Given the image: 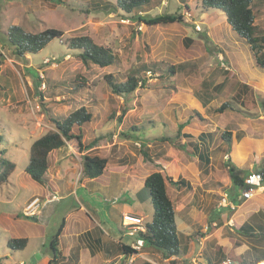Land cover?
<instances>
[{"label": "rangeland", "instance_id": "obj_1", "mask_svg": "<svg viewBox=\"0 0 264 264\" xmlns=\"http://www.w3.org/2000/svg\"><path fill=\"white\" fill-rule=\"evenodd\" d=\"M115 6L116 0H0V135L4 157L14 165L7 175L0 169L1 264H44L63 214L78 208V202H90L100 223L116 234L124 205L131 211L138 205L139 214L150 222L153 211L148 194L147 199H138L131 193L146 194L143 179L156 170L189 183L181 189L167 186L178 230L183 231L181 219L189 210L194 230L189 239H200L202 230L203 234L215 232L217 238L222 234L224 242L213 241L203 254L209 264H214L217 247L225 250L222 259L257 264L264 259V231L258 239L262 248L252 250V233L245 235L235 219L230 220L234 211L222 217L216 209L222 193L230 197L240 190L233 187V175L243 178L251 169L264 172V67L256 64L252 51L224 15L216 9L204 10L201 0H150L131 14ZM252 10L254 24L264 35V0H253ZM161 14H180L182 21L146 25L135 18ZM13 25L32 33L56 28L63 36L37 54L18 56L6 38ZM81 35L109 47L114 63L83 64L78 51L65 43ZM130 72L144 78V85L130 94H114L105 75L120 82ZM226 102L230 106L218 112ZM80 107L92 114L83 138L87 146L79 150L74 139L66 141L72 155L68 161L77 163V152L86 151L94 141L88 152L107 158V166L88 186L92 188L77 183L71 194L62 193L64 198H58L61 203L53 209V202L47 204V170L44 189L24 172V166L31 143L55 129L51 117L64 118ZM180 125L181 132L207 134V162L197 158L190 144L179 149L161 140L174 136ZM223 133L230 134L229 141L222 138ZM34 197L42 207L27 216L23 209ZM237 200L244 201L238 196ZM246 201L251 206L263 203L264 190ZM237 210L241 213L245 206ZM19 236L28 238L24 249L6 246L9 237ZM122 240L127 243L131 238L122 235ZM240 246L245 249L236 254ZM146 252L156 264H187L183 254L165 259ZM36 254L39 258L32 262ZM138 261L145 262L144 258Z\"/></svg>", "mask_w": 264, "mask_h": 264}, {"label": "trees", "instance_id": "obj_2", "mask_svg": "<svg viewBox=\"0 0 264 264\" xmlns=\"http://www.w3.org/2000/svg\"><path fill=\"white\" fill-rule=\"evenodd\" d=\"M150 0H116V8L124 13L131 14L134 10L144 8ZM253 0H201L204 10H219L225 17L230 28L243 38L249 49L252 51L255 62L258 66L264 67V35L260 28L254 24V13L252 10ZM136 20L146 25H167L174 22H181L180 14H161L156 16L144 17L136 15ZM63 32L56 28H45L39 32H26L18 25L9 27L6 38L12 51L18 55L37 54L44 49L53 39H61ZM66 47L78 51V57L83 64L93 63L100 67L111 65L115 61V55L109 47L95 44L87 35L73 36L66 39ZM64 43V45H65ZM106 82L111 91L116 95H126L132 93L139 86L145 83L144 78H138L135 72H130L124 81L117 82L111 74L105 75ZM230 105L226 102L218 107V112ZM55 129L46 132L36 138L30 145L29 160L24 166V172L34 181L44 184V175L48 168V154L55 149L65 145L66 141L74 139L78 149L81 150L87 145L83 138L88 132L92 121V114L84 107H80L64 118L51 117ZM121 120V119H120ZM182 125L179 126L174 136H163L162 141L169 142L179 149H185L186 144H190L192 152L196 154L201 162H207L208 156L201 152L206 147V133L181 132ZM222 138L229 141L230 134L223 133ZM190 139L188 141H182ZM196 137L197 141H192ZM179 139V140H177ZM97 140V139H95ZM94 141L88 143V148L93 146ZM2 146L0 135V169L3 175H7L13 168V163L9 161ZM204 155V156H203ZM143 156L146 157L145 152ZM205 157V159H204ZM107 166V158L99 155H83L82 172L87 178H98L103 174ZM233 187L242 188L243 178L238 175L232 176ZM172 185L176 189L188 187L189 183L184 178L174 179L164 173V171H152L144 179L143 187L146 189L152 206V217L150 222H145L146 231L142 234L144 239L143 250H151L160 253L163 257H180L186 253L185 242L189 235L181 233L177 229L175 221V209L169 196L167 186ZM239 190V191H240ZM235 191L229 199L237 204L238 192ZM238 193V194H237ZM35 224V222H33ZM242 227L248 225H241ZM63 224L56 230L49 242V250L52 259L48 264H56V258L60 256L58 248L59 236L62 232ZM28 238L26 236L9 237L6 246L11 250H22L26 247ZM120 251L125 255L133 252L129 245L122 244ZM142 251V250H141ZM1 264V258H0Z\"/></svg>", "mask_w": 264, "mask_h": 264}, {"label": "crops", "instance_id": "obj_3", "mask_svg": "<svg viewBox=\"0 0 264 264\" xmlns=\"http://www.w3.org/2000/svg\"><path fill=\"white\" fill-rule=\"evenodd\" d=\"M67 143H65L66 145ZM63 145L62 147L52 150L48 154V168H47V197L55 196L56 198L48 203L53 202L54 207L53 209L61 203L59 199H63L65 195L62 193L65 192L67 195L73 192L74 186L79 183L84 189L92 188L90 186L91 182H94L97 178H87L84 176L83 172L77 173V169L82 171V157L83 155H97V154H90L88 151L92 150L94 146L89 147L86 151H82L81 153L77 152V158L79 161L77 163L71 164L68 161V157H72L69 152L66 150V146ZM202 153L208 156V149L205 147L201 150ZM74 154V153H73ZM204 156V155H203ZM65 159V160H64ZM67 159V160H66ZM205 159V157H204ZM64 160V161H63ZM252 170V169H251ZM248 173V172H247ZM246 173V174H247ZM81 175L80 178L77 180V176ZM46 175V172H45ZM146 177V176H145ZM144 177V179H145ZM182 178V177H180ZM143 179V182H144ZM177 179V178H176ZM84 182V183H83ZM143 185V183H142ZM43 188L45 186L42 184ZM147 192V191H146ZM262 192L258 193L257 196H260ZM61 194V195H58ZM147 194H141L139 191H133L131 193L132 197L135 198H143L147 199ZM256 196V195H255ZM149 198V196H148ZM240 200V199H239ZM46 202V199L45 201ZM78 208L72 207L68 208L62 216L60 224H63L62 232L59 236V243L58 248L60 250V256L56 258V264H156L155 262L151 261L147 255V252L142 249L141 252L132 253V261H128L131 255L125 256L120 251V246L122 244H129V242H123L121 232L120 223L117 225V229L119 234H116L113 230L107 228L104 224L102 225L100 220L95 215L93 205L85 201L84 204L78 202ZM247 201H238L237 200V209L243 208L245 206V211L241 213L236 209L230 215V220L232 218L235 219L236 223L239 225V229H241L244 234L251 232L254 238V242L250 243L251 249H260L262 248L261 242H259V237H262L260 231H264V219L262 216L264 215V211L262 207H264V202L260 203L259 205H247ZM247 205V206H246ZM216 211L222 217H228L229 210L227 208H218ZM83 212V213H82ZM135 213L139 214L138 205H134L133 211L127 205L122 207V213ZM192 214L191 212L185 211L183 213V219H181V227L182 232L185 235H190L194 230L191 228L190 224L192 221ZM258 219V220H257ZM38 221V217H36ZM233 220V219H232ZM262 221V222H259ZM259 222V223H257ZM178 226V224H176ZM241 225H248L242 227ZM58 226V227H59ZM57 227V229H58ZM105 227V228H104ZM203 230L200 231L199 235L201 236L200 239L191 238L185 242L186 245V253L184 254L185 260H187V264H197L198 262H205L203 264H209L208 259H206L203 254L207 247L212 245V242L216 241V244L221 245L219 241L221 240L222 234L218 235L212 233L208 234L205 233ZM264 235V233H262ZM246 235V234H245ZM264 238V237H263ZM224 242L223 240H221ZM257 242V245H256ZM259 243V244H258ZM257 246V247H256ZM244 247H238L235 252L236 254L241 253ZM248 248V247H247ZM257 248V249H256ZM216 253L214 254L215 260H213L214 264L220 262L224 255V248H216ZM222 253H219V251ZM159 255L160 253L152 251V255ZM161 255V254H160ZM139 258H144L145 262L138 261ZM165 258V257H164ZM169 258H179V257H169ZM165 258V259H169ZM52 259V254L49 250L48 245V252L47 255L44 256V264H48V262ZM203 261V262H202ZM212 262V261H211ZM256 262V261H255ZM257 264H264V259L260 262H256Z\"/></svg>", "mask_w": 264, "mask_h": 264}, {"label": "built area", "instance_id": "obj_4", "mask_svg": "<svg viewBox=\"0 0 264 264\" xmlns=\"http://www.w3.org/2000/svg\"><path fill=\"white\" fill-rule=\"evenodd\" d=\"M199 29L198 25L195 27ZM264 181V172L261 169H252L243 177V185L240 190V194L238 198L241 200H248L257 195L258 193L264 190V185L262 182ZM56 197L51 196L47 198V202L54 200ZM41 201L38 197H34L23 209V213L27 216H32L37 214L41 207ZM43 205V204H42ZM218 208H227L230 211H235L237 209V204L229 199L227 193H222L220 196V200L218 202ZM232 220V219H231ZM121 232L122 235L131 238L129 242V247L133 253L141 252L144 247V239L142 238V234L146 231L145 220L143 216L126 212L121 215ZM19 264H23L22 261ZM197 264H201L198 262ZM216 264H237L234 260L230 258L222 259L220 262Z\"/></svg>", "mask_w": 264, "mask_h": 264}, {"label": "water", "instance_id": "obj_5", "mask_svg": "<svg viewBox=\"0 0 264 264\" xmlns=\"http://www.w3.org/2000/svg\"><path fill=\"white\" fill-rule=\"evenodd\" d=\"M35 219H36V217H33V220H35ZM37 258H39V255H38V254H36V255L32 258V262H35V260H36Z\"/></svg>", "mask_w": 264, "mask_h": 264}]
</instances>
